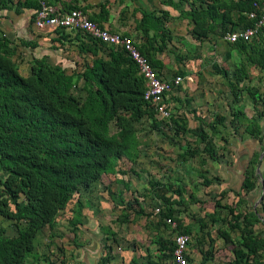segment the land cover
<instances>
[{"label":"trees","instance_id":"16d2710c","mask_svg":"<svg viewBox=\"0 0 264 264\" xmlns=\"http://www.w3.org/2000/svg\"><path fill=\"white\" fill-rule=\"evenodd\" d=\"M40 1L49 5L46 0H17L14 4L10 0H0V10H13L17 15L22 9H32L35 14ZM180 1L186 3L187 11L181 12L179 17L192 22L195 37L205 38L209 32L217 27L223 30L225 24L232 21L229 12L236 13V29L232 31L251 26L252 21L246 15L254 10L253 4L261 0ZM197 2L204 3V7L195 6ZM160 3L177 8L172 0H161ZM106 4L107 1L102 0L98 15L89 18L99 26L106 20ZM76 8L73 6L69 10ZM34 14L29 23H33ZM159 18L155 13L141 12V19L135 27L146 41L139 45V51L160 77L163 66L153 56L165 49L164 44L170 37L164 35L165 28ZM75 33L81 36L84 47L94 57L80 74L67 75L61 68L50 66L43 57H33L24 76L12 60L15 50L11 41L0 32V217L15 224V235L10 237L0 228V264H27L28 259L36 261V236L44 228L52 229L56 214L73 194L78 189L88 190L101 176L113 174L119 159L134 162L138 157L135 124L148 119L150 130L155 133H159L164 124V119L158 120L153 109L142 100L144 81L124 51L90 40L80 32ZM256 40L264 41V28L250 42L236 41L232 44L244 54L251 50L248 54L250 65L264 71V49L258 46L249 49L246 45ZM105 48V58L99 57L97 52ZM178 75L184 76L182 72ZM231 77L233 81H228L227 85L232 102L236 103L239 101L238 84L246 78L245 67L235 68ZM78 80L82 81L81 87ZM76 87L83 97L72 92ZM247 93L255 103L254 92L247 90ZM259 102L263 104L260 116L264 117V100ZM238 112L232 113V120ZM214 118V122L223 127L224 118L221 115ZM169 124L167 128H172L177 134L187 132L198 137L203 143L200 152L214 160L216 154L211 138L218 133V129L212 128L209 138L201 125L183 131L176 121L172 120ZM197 153L186 150L179 157L190 158ZM150 184L153 186V183ZM252 187L253 184L244 179L242 190ZM175 194L181 196L182 190L177 187ZM158 198L163 202L164 209L159 212L157 224L160 221L165 224L163 219L168 218L177 222L178 229L181 228L179 221L174 219L173 204L177 202L170 197ZM223 208L230 216L226 222L227 229L240 234V242L235 243L230 264H264V257L258 260L250 258L259 257L257 250L264 248V241L252 234L247 219L239 221V213L234 214L227 206ZM139 215L141 212L136 214ZM208 219L214 222L216 218L208 216ZM177 228L175 231L178 234L187 236L190 232L188 226H182L180 232ZM217 235L224 243L233 244L223 230H218ZM165 245L160 241L159 248L165 249ZM168 248L171 255L173 242ZM98 264H107V256L100 257Z\"/></svg>","mask_w":264,"mask_h":264},{"label":"rangeland","instance_id":"374dc122","mask_svg":"<svg viewBox=\"0 0 264 264\" xmlns=\"http://www.w3.org/2000/svg\"><path fill=\"white\" fill-rule=\"evenodd\" d=\"M10 1L14 4L17 0ZM127 3L128 9L124 10L123 16L118 17V4L111 10L115 14L114 18L118 17L113 21L118 28L121 25L132 26L130 6L137 3L133 0H121L119 4ZM204 5L202 2L195 4L199 8ZM228 14L232 21L226 23L223 30L217 27L205 38L190 34L185 39L174 34V43L171 40L165 42V49L158 55L164 62L161 75L170 79L183 71L195 77L193 87L183 84L168 93L165 103L170 111V118L163 121L165 124L174 120L183 131L201 125L209 138L212 128L222 133L224 127L216 124L214 117L221 115L228 120V116H231L228 109H236L227 83L233 81L231 72L240 66L245 67L247 76L238 84L239 100L241 91L244 90L254 92V110L260 99L264 100L258 93L263 82V72L250 65L248 54L251 50H247L246 54L241 53L232 43L224 40L228 31L236 29V13ZM253 42L246 44L249 49L255 46L264 49V41ZM106 50L101 51L106 53ZM20 58L15 55L12 60L17 65L18 72L25 76L28 61ZM77 89H72V92L83 97ZM135 129L139 142L135 161L119 159L113 174L100 177L88 190L78 189L66 206L56 214L52 229L44 228L36 236L35 253L38 259H28L27 264H98L99 258L104 256H107V264H174L168 247L176 231L161 221L157 224L158 217L153 215L154 209L157 208L159 212L164 209L158 196L170 197L177 202L178 205L173 204L174 219L181 224L178 229L177 222L174 221L177 230L182 231V226L186 225L190 228L187 234L188 264H207L212 260L215 264L228 263L227 259L232 257V245L217 243L213 239L216 237L214 230H210V223L201 218L205 209L203 203L196 199L197 192L203 189L200 188L203 182L199 181L197 169L202 166L200 162L205 157L200 152L203 143L196 136L187 132L177 134L172 128L155 135L150 130L148 119L135 125ZM110 131H114L113 127ZM186 150L198 153L190 158H180ZM177 187L182 190L179 197L175 194ZM139 212L141 215L136 216ZM196 217L201 219L199 227L202 224L198 231ZM14 225L12 221L0 217V228L6 236L15 235ZM232 233L236 238L237 232ZM160 241L166 243L165 249L159 248Z\"/></svg>","mask_w":264,"mask_h":264},{"label":"crops","instance_id":"0c3cea01","mask_svg":"<svg viewBox=\"0 0 264 264\" xmlns=\"http://www.w3.org/2000/svg\"><path fill=\"white\" fill-rule=\"evenodd\" d=\"M46 1L51 7L60 11H67L70 7L75 6L90 19L98 15L100 10L99 4L102 2V0ZM106 1V20L101 22L100 25L110 32L131 36L137 40L139 45L146 43L141 32L136 30L135 27L141 19V12L155 13L156 16H159L165 28L164 35L169 36L172 43L175 40V38H172L174 34L182 36L185 39L190 34L195 37L192 33V22L179 17L181 12L187 11L185 2L172 0L177 5L176 9H172L162 5L160 3L161 0H133L136 1L138 6L135 4L130 6V13L133 18L132 26L123 27L121 25L118 28L113 21L125 14L124 10L128 9L129 3L121 5L122 3L119 4L121 0ZM115 4L119 5L117 7V18H114L115 14L111 13ZM162 12L164 13L163 15L161 14ZM33 14L34 10L32 9H22L17 15L13 10H0V32L11 41L15 50L14 56L19 55L24 61H28V64L33 57H43L50 66L61 68L67 75L80 74L85 65H90L94 57L84 47L82 43L83 39L79 34L62 29L52 30L46 28L44 30H37L33 27L32 23H29L30 17ZM186 30H189V32ZM149 35H151V32H149ZM24 43L35 44L36 46L35 48H31L30 46H24ZM175 46L179 45L175 44ZM80 48L81 51L79 50ZM161 53L155 52L153 57L164 67L161 56H158ZM105 54L100 51L97 52L99 57L105 58ZM27 72L28 69L26 70V75ZM182 73L184 76H191L193 79V83L184 85L189 88L193 87L195 85L194 75L183 71ZM245 73L247 74V72ZM160 77L167 79L162 75ZM261 81L263 82L258 93L262 98L264 97V77H262ZM78 85L81 87V80H78ZM167 95L168 93L165 95V102L168 97ZM235 108L231 111L228 109V113L231 115L230 117L228 116V120L222 116L224 118L222 123L224 131L212 136L213 141L211 143L216 154L214 160L205 155L204 159L202 158L203 160L200 162L202 166L197 168L199 170V181L203 182L200 188L203 189L198 191L196 195V199L201 200L205 208L202 213L204 215L201 218H205L210 223V230L212 229L215 232L216 237L213 238L208 233L209 237L216 240L217 243L224 244L222 238L217 235L218 230H223L233 243L230 247L231 254L235 248V243L240 242V234L236 231L237 237L235 238L233 233L227 229L226 222L230 220V216L223 208L225 206L230 207L234 214H240L239 221H242L243 218L247 219L250 222L252 234L264 241V117L260 116L263 104L262 102H258L254 110L252 99L249 97L247 91L244 90L241 91V100L235 103ZM235 110H238L240 113L238 112L235 120H232V113ZM168 126H170L169 123L168 125L167 123L162 124L161 131L167 130ZM152 133L155 135L159 134L154 131ZM149 153L151 154V152ZM244 179L253 184V187L247 191L241 188ZM208 216H211L213 219L216 218L215 221H209ZM200 220V217L195 218L196 231L200 228ZM234 238L235 241L237 240L236 242ZM257 254L259 256L257 259L252 256L250 258L258 260L260 257H264V248L257 250ZM227 260V264H230L233 260V255L231 259ZM207 264H215V261H209Z\"/></svg>","mask_w":264,"mask_h":264},{"label":"built area","instance_id":"2783aa9c","mask_svg":"<svg viewBox=\"0 0 264 264\" xmlns=\"http://www.w3.org/2000/svg\"><path fill=\"white\" fill-rule=\"evenodd\" d=\"M253 8L254 10L246 15L247 19L252 21V25L236 31L227 32L224 40L229 43H235L236 41L247 43L256 38L258 31L264 28V0H261L259 3H254ZM32 25L37 30L48 28L52 30L63 29L80 32L95 42L106 46L121 48L134 64L138 75L144 81L142 100L153 109L156 113V118L159 120H168L170 118V111L165 103V95L182 84L193 83L191 76L177 75L171 79L159 77L146 58L141 55L139 43L136 39L129 35L110 32L108 29L91 21L78 8L60 11L40 1L39 9L34 14ZM158 212L159 210L157 208L154 209L153 215L158 217ZM163 222L175 231L176 225L174 221L164 218ZM171 240L174 245L172 252L174 264H188L186 259L188 254V236L175 232Z\"/></svg>","mask_w":264,"mask_h":264}]
</instances>
